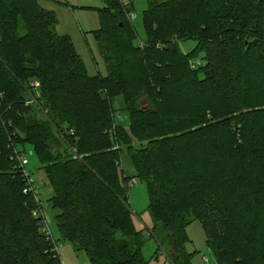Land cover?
Here are the masks:
<instances>
[{
	"label": "trees",
	"instance_id": "obj_1",
	"mask_svg": "<svg viewBox=\"0 0 264 264\" xmlns=\"http://www.w3.org/2000/svg\"><path fill=\"white\" fill-rule=\"evenodd\" d=\"M42 1L0 0V264H62L61 239L89 264H148L133 177L168 264H191L195 220L217 264H264V0H146L138 44L133 1L105 0L93 31L104 75L88 74ZM26 144L58 239L22 191Z\"/></svg>",
	"mask_w": 264,
	"mask_h": 264
},
{
	"label": "rangeland",
	"instance_id": "obj_2",
	"mask_svg": "<svg viewBox=\"0 0 264 264\" xmlns=\"http://www.w3.org/2000/svg\"><path fill=\"white\" fill-rule=\"evenodd\" d=\"M132 1L134 9L130 11L129 16L137 34L135 42L138 44L145 37L142 12L146 7V0ZM41 5L54 12L56 16L55 31L71 37L76 51L84 61L88 74H106V67L98 52L93 35V31L99 26L98 10L106 6L105 0H43ZM194 45L195 43L192 40L180 43V47L184 52L189 51ZM194 59L195 63L196 61H201L198 57ZM121 104V99L118 98L115 102V107L117 108L115 116L119 123L128 126L130 120L129 112L122 110L120 108ZM22 152L28 160L24 166L25 170L39 184L40 199L43 203L44 219L47 224L46 228L54 239H58L60 234L54 222L53 209L50 202L47 201L50 186L43 183L45 177L38 168L37 157L31 146L26 144ZM127 161L126 158H123V167H125L126 171L132 173L133 169ZM127 194L129 204L133 210L134 226L137 230H141L144 236L145 242L142 252L148 264H168L165 255L156 251L158 244L150 233L152 223L147 211L148 194L145 184L136 180L132 186L128 187ZM186 235L185 249L187 252L192 253L191 264H217L214 252L207 248L205 231L200 221H192L186 228ZM57 250L62 264H89L85 254L81 251H75L68 240L61 239L57 243Z\"/></svg>",
	"mask_w": 264,
	"mask_h": 264
},
{
	"label": "built area",
	"instance_id": "obj_3",
	"mask_svg": "<svg viewBox=\"0 0 264 264\" xmlns=\"http://www.w3.org/2000/svg\"><path fill=\"white\" fill-rule=\"evenodd\" d=\"M198 61H196L195 64H198L197 63ZM192 66H195L192 64ZM33 87H37L38 86V82L37 81H34L32 83ZM34 101V98L33 99H29L27 100V102H33ZM15 157L17 158L18 160V165L20 167H23V174L25 175L26 177V184L25 186L23 187V193L27 194V193H32V195L34 196V201L36 202V208L33 210L34 214L37 215V216H40L43 218L42 220V223H43V227H42V232L45 234V236L47 238H49L51 236L50 232L47 230V224L45 223V219H44V211H43V203L40 199V193H39V184L36 183V181L31 177L30 173H28L26 170H25V165L27 164L28 160H27V157L25 156V154L22 152V151H16L15 153ZM79 156L73 151V158H78ZM136 182V179L133 177V178H130L129 181H128V186H132L134 183Z\"/></svg>",
	"mask_w": 264,
	"mask_h": 264
}]
</instances>
